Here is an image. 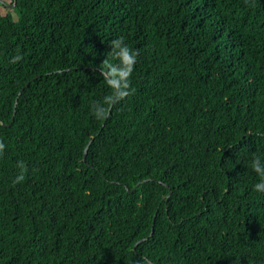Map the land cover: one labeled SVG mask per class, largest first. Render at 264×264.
<instances>
[{
  "label": "trees",
  "instance_id": "16d2710c",
  "mask_svg": "<svg viewBox=\"0 0 264 264\" xmlns=\"http://www.w3.org/2000/svg\"><path fill=\"white\" fill-rule=\"evenodd\" d=\"M0 145V264H264V0H0Z\"/></svg>",
  "mask_w": 264,
  "mask_h": 264
},
{
  "label": "clouds",
  "instance_id": "9594fccd",
  "mask_svg": "<svg viewBox=\"0 0 264 264\" xmlns=\"http://www.w3.org/2000/svg\"><path fill=\"white\" fill-rule=\"evenodd\" d=\"M110 51L117 64H108V72L106 75V83L119 90V95L123 96L127 88V79L131 75L137 53L130 49L124 43L123 38H117L110 42ZM0 147H3L0 145ZM264 157L256 155L252 158L251 168L258 175L259 179L254 183L253 188L258 192H264Z\"/></svg>",
  "mask_w": 264,
  "mask_h": 264
},
{
  "label": "water",
  "instance_id": "95a60500",
  "mask_svg": "<svg viewBox=\"0 0 264 264\" xmlns=\"http://www.w3.org/2000/svg\"><path fill=\"white\" fill-rule=\"evenodd\" d=\"M14 6V5H13ZM13 6H10V7H13ZM87 151H88V148L86 149V153H85V155L87 154ZM131 192V191H130ZM153 232H154V230H153Z\"/></svg>",
  "mask_w": 264,
  "mask_h": 264
}]
</instances>
